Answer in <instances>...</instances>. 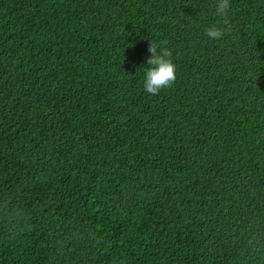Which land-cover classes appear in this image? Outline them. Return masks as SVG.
Returning a JSON list of instances; mask_svg holds the SVG:
<instances>
[{"label": "trees", "instance_id": "16d2710c", "mask_svg": "<svg viewBox=\"0 0 264 264\" xmlns=\"http://www.w3.org/2000/svg\"><path fill=\"white\" fill-rule=\"evenodd\" d=\"M215 4L0 0V264H264V0Z\"/></svg>", "mask_w": 264, "mask_h": 264}, {"label": "clouds", "instance_id": "9594fccd", "mask_svg": "<svg viewBox=\"0 0 264 264\" xmlns=\"http://www.w3.org/2000/svg\"><path fill=\"white\" fill-rule=\"evenodd\" d=\"M230 0H216L215 15L227 23ZM205 34L211 40L223 38L224 31L218 24L213 23L205 28ZM150 56L147 66L143 70V90L151 95L159 94L163 89L170 87L177 78L176 65L172 60V52L158 45H150Z\"/></svg>", "mask_w": 264, "mask_h": 264}]
</instances>
